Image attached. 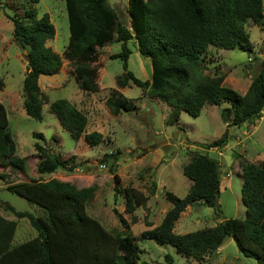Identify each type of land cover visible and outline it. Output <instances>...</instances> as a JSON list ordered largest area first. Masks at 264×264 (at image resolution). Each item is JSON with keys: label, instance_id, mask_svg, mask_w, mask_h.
<instances>
[{"label": "trees", "instance_id": "trees-1", "mask_svg": "<svg viewBox=\"0 0 264 264\" xmlns=\"http://www.w3.org/2000/svg\"><path fill=\"white\" fill-rule=\"evenodd\" d=\"M39 2L29 0L31 7L23 19L10 18L13 40L27 52L23 109L26 116L36 121L42 120L39 77L55 76L63 65L61 56L46 46L54 38L55 29L47 14L37 17L34 5ZM65 6L69 40L63 58L71 65V75L82 92H99L98 73L93 65L98 61V51L116 41L122 43L121 52L111 59H121L125 71L115 81L117 88L135 86L167 104L168 125L177 124L182 112L197 118L204 107H218L222 103L227 105L221 110V119L228 126L239 128L261 117L264 66L251 78L243 95L225 87L223 77L202 76L199 70L209 48L251 52L245 25L264 26V0H128V27L117 20L108 0H65ZM129 41L135 42L139 55L150 61V81H140L127 72ZM132 101L113 90L105 105L117 117L133 109ZM50 111L73 140L83 138L91 148L103 142L101 134L86 133V115L67 100L54 101ZM34 138L45 140L42 134ZM225 138L224 135L207 148L223 145ZM34 150L40 159L36 168L39 176L54 174L67 164L39 143L34 145ZM14 152L7 112L0 102V166L24 173L27 158H15ZM108 158L116 163L117 158L112 155L105 156L103 162ZM238 166L242 175L244 219L226 220L213 228L183 235L174 233L175 223L188 206L201 202L219 212L215 193L220 190V166L205 155L192 154L182 169L191 182L187 194L178 198L166 192L170 209L161 223L143 231L140 239L169 245L180 256L199 262L215 254L224 240L232 237L244 257L264 264V162L239 160ZM114 180L118 183L117 176ZM114 189L118 191L117 187ZM6 191L37 207L43 216L16 212L4 205L3 209L17 219H27L36 236L12 246L17 222L0 215V264H139V247L121 215L115 212L124 230L115 232L107 231L88 216L86 207L95 194V186L77 188L56 179L31 180L9 185ZM122 193L126 214L133 215L145 205L146 197L135 189L125 188ZM164 260L165 264H173L170 256Z\"/></svg>", "mask_w": 264, "mask_h": 264}, {"label": "rangeland", "instance_id": "rangeland-1", "mask_svg": "<svg viewBox=\"0 0 264 264\" xmlns=\"http://www.w3.org/2000/svg\"><path fill=\"white\" fill-rule=\"evenodd\" d=\"M127 1L108 0L117 20L126 27L130 23ZM30 7L29 0H3L0 7V102L7 112L8 130L15 146L13 157L27 158L24 173L0 166V215L17 222L12 246L32 239L36 232L27 219H17L3 209L4 205L36 217L43 216V213L26 200L7 192V186L31 180L56 179L77 188L96 187L86 207L88 216L107 231L115 232L124 230L115 212L121 215L139 247V264H165V256H170L173 264H257L242 255L232 237L226 238L215 254L197 262L180 256L169 245L160 246L153 241L141 240L140 235L158 226L170 209L164 196L166 192L178 198L187 194L191 182L183 175L182 169L192 154L205 155L220 166L219 212L201 202L188 206L175 223L174 233L183 235L213 228L226 220L245 218L238 162H264V110L259 119L239 128L222 121L221 110L226 103L204 107L197 118L182 112L177 124L168 125L170 110L167 104L135 86L123 91L117 88L115 81L125 71L121 59H111L121 52L122 43L116 41L98 51V61L93 65L98 73L99 92L85 94L71 75V65L63 58L69 40L65 0H40L34 5L37 17L47 14L55 29L54 38L46 46L61 56L63 65L59 74L39 77L42 120L31 119L23 109L22 86L27 66L25 51L13 40L10 21L12 17L23 19ZM245 31L251 52L209 48L199 70L202 76L223 77V85L240 95L245 94L251 78L264 66V26L248 23ZM126 45L131 51L127 72L140 81H150V61L139 55L135 42L129 41ZM113 90L121 91L125 98L133 100L131 111L122 112L117 117L110 114L105 102ZM56 100L74 102L87 117L86 133L101 134L103 142L91 148L83 138L73 140L51 114L50 104ZM36 134H42L45 140L35 139ZM224 135L223 145L207 148ZM36 143L65 161L64 169L39 176L36 172L40 161L34 150ZM111 155L116 156V163L111 158L103 162L105 156ZM114 176H117L118 183ZM125 188H133L146 197L145 205L133 215L124 212L122 192Z\"/></svg>", "mask_w": 264, "mask_h": 264}, {"label": "water", "instance_id": "water-1", "mask_svg": "<svg viewBox=\"0 0 264 264\" xmlns=\"http://www.w3.org/2000/svg\"><path fill=\"white\" fill-rule=\"evenodd\" d=\"M27 52H24V55H26ZM218 197H219V192L215 193V207H218Z\"/></svg>", "mask_w": 264, "mask_h": 264}, {"label": "crops", "instance_id": "crops-1", "mask_svg": "<svg viewBox=\"0 0 264 264\" xmlns=\"http://www.w3.org/2000/svg\"><path fill=\"white\" fill-rule=\"evenodd\" d=\"M250 84V83H249ZM124 90V89H123ZM122 90V91H123ZM119 93H121V91H119ZM86 94V93H85ZM69 103H71V104H73V105H75V103L74 102H72V101H68ZM76 106V105H75ZM77 107V106H76ZM77 109H78V107H77ZM80 110V109H79ZM221 186V185H220Z\"/></svg>", "mask_w": 264, "mask_h": 264}]
</instances>
